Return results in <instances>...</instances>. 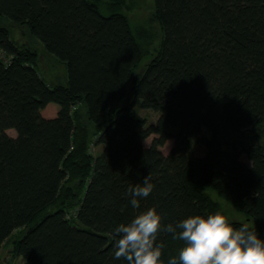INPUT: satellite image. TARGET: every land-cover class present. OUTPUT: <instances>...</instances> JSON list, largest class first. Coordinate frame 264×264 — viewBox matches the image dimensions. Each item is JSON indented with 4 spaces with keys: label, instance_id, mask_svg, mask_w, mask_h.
I'll list each match as a JSON object with an SVG mask.
<instances>
[{
    "label": "trees",
    "instance_id": "trees-1",
    "mask_svg": "<svg viewBox=\"0 0 264 264\" xmlns=\"http://www.w3.org/2000/svg\"><path fill=\"white\" fill-rule=\"evenodd\" d=\"M154 8L161 44L137 73L142 47L122 12L104 15L90 0H0V248L13 237L22 264H128L114 257V229L148 208L163 225L219 212L264 236V143L257 133L251 144L219 140L264 126V0ZM1 19L65 66V84L45 80L38 53ZM51 103L58 110L44 117ZM145 178L154 189L134 209L129 189ZM157 243L164 264L184 246L163 231Z\"/></svg>",
    "mask_w": 264,
    "mask_h": 264
},
{
    "label": "clouds",
    "instance_id": "clouds-1",
    "mask_svg": "<svg viewBox=\"0 0 264 264\" xmlns=\"http://www.w3.org/2000/svg\"><path fill=\"white\" fill-rule=\"evenodd\" d=\"M154 185L147 178L142 185L129 189L130 204L140 207ZM162 216L155 208H148L128 223L114 229V257H123L128 264H164L162 249L157 243L158 233L172 234L184 241L178 257H170L167 264H264V239L247 224L233 227L228 218L217 212L190 215L179 222L161 223Z\"/></svg>",
    "mask_w": 264,
    "mask_h": 264
},
{
    "label": "rangeland",
    "instance_id": "rangeland-1",
    "mask_svg": "<svg viewBox=\"0 0 264 264\" xmlns=\"http://www.w3.org/2000/svg\"><path fill=\"white\" fill-rule=\"evenodd\" d=\"M94 2L99 11L107 15L111 11L117 10L122 12L132 29L139 39L140 45L142 47L143 58L141 60L140 66L137 69V73L141 70V67L155 56L159 50L162 32L155 16L154 0H119L117 2L110 0H90ZM2 24L8 29L11 39H13L17 44L22 47L35 50L38 53L37 69L39 73L51 84H65L66 82V69L65 66L58 62L55 57L49 55L46 57L41 52L43 46L39 41H36L30 34L25 26H20L9 22L6 19H1ZM58 110V106L54 103L48 104L43 110L42 115L47 118L55 116ZM136 112L144 117L148 124L155 123L158 117V113L150 110L143 109L139 105L135 106ZM258 134L260 137L259 142L264 143V126L252 129L251 132L246 131H225L219 138V140L224 142L232 143L234 141H241L246 144L253 143V135ZM156 135H150L143 140V145L148 146L151 144L153 137ZM173 146V140H167L160 150L167 154ZM100 146H95L92 148L94 155L99 153ZM204 154V148L201 145H194L191 155L202 156ZM243 157V156H242ZM245 159V157L243 158ZM246 161V159H245ZM247 162V161H246ZM215 200H218L221 208L225 214L232 219H237V214L230 206L224 204L223 200L213 195ZM260 238L264 239V236L257 232ZM13 237L7 240L3 246L0 248V264H22L19 257L12 258L11 256V241Z\"/></svg>",
    "mask_w": 264,
    "mask_h": 264
},
{
    "label": "crops",
    "instance_id": "crops-1",
    "mask_svg": "<svg viewBox=\"0 0 264 264\" xmlns=\"http://www.w3.org/2000/svg\"><path fill=\"white\" fill-rule=\"evenodd\" d=\"M6 132L11 135V136H14L15 135V131L13 129H7ZM244 158V156L242 157V159ZM245 160V159H243Z\"/></svg>",
    "mask_w": 264,
    "mask_h": 264
}]
</instances>
